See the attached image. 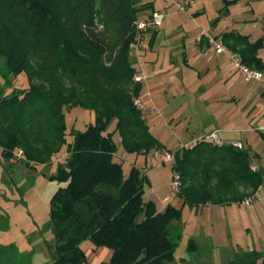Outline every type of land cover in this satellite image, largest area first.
<instances>
[{
  "label": "trees",
  "instance_id": "1",
  "mask_svg": "<svg viewBox=\"0 0 264 264\" xmlns=\"http://www.w3.org/2000/svg\"><path fill=\"white\" fill-rule=\"evenodd\" d=\"M223 2L224 9L233 3ZM146 13L143 22L153 17L151 1L0 0V78L11 89L6 94L0 88V163L19 157L43 165L64 149L67 154L52 177L58 183L49 212L53 264H90L81 248L85 241L111 251L100 264L174 260L173 224L182 208L167 205L158 212L144 200L147 177L134 166L125 177L114 160L115 133L127 153L166 151L134 105L142 86L134 81L131 47L144 33L151 45L158 30L138 29ZM220 37L242 64L264 73L260 40L235 32ZM17 79L23 88H12ZM74 108L93 113L94 120L68 132L65 114ZM169 152L182 207L237 204L263 184L262 174L250 169L258 156L244 147L203 139ZM258 260L264 264V255L248 253L230 264Z\"/></svg>",
  "mask_w": 264,
  "mask_h": 264
},
{
  "label": "crops",
  "instance_id": "2",
  "mask_svg": "<svg viewBox=\"0 0 264 264\" xmlns=\"http://www.w3.org/2000/svg\"><path fill=\"white\" fill-rule=\"evenodd\" d=\"M170 5L166 3L159 11L153 3V13H164L165 20ZM190 14L194 19V14ZM164 20L151 45L148 39L142 49L130 52L136 75L141 78L138 100L149 132L165 150H169L170 142L176 141L178 149L191 147L217 132L222 142H240L256 154L258 162L252 165L263 176L260 200L247 208L237 204L206 205L188 207L184 213L187 206L182 207L178 198H169L167 194L159 200H148L155 203L158 212H163L167 205L182 208L180 221L173 224L177 246L169 264H230L248 253L264 255V134L256 131L264 126V79L242 82L226 55L216 53L209 45L208 38L221 42L220 36L226 32L218 36L207 30L200 35L169 33L162 29ZM244 31L242 27L234 32L247 36L251 42L258 41ZM259 40L262 47L258 57L264 62V34ZM89 114L92 123L94 116ZM142 155L152 158L151 152ZM114 160L122 165L117 154ZM139 170L146 176L145 169ZM90 249L98 256L95 264L108 261L112 254L106 248L95 249L92 244ZM179 249L182 253L177 255ZM42 254L43 264H53L47 250ZM0 264L7 261L3 259Z\"/></svg>",
  "mask_w": 264,
  "mask_h": 264
},
{
  "label": "rangeland",
  "instance_id": "3",
  "mask_svg": "<svg viewBox=\"0 0 264 264\" xmlns=\"http://www.w3.org/2000/svg\"><path fill=\"white\" fill-rule=\"evenodd\" d=\"M144 1L150 2V0ZM152 1L155 9L159 11L163 10L166 3H171V0ZM229 1H233V3L224 9L223 0H193L192 6L186 12L176 11L170 5L172 6L168 8L170 13L168 12L169 15L164 20L162 29L169 33H173V31L189 32L190 35H200L204 30H207V32L218 36L217 34L238 31L244 27L245 34H251L254 40H259V37L264 34L262 29L264 0ZM190 13L194 14V19L191 18ZM146 16L148 13L141 16L140 21L143 22ZM144 34L137 38V46L131 48L133 51L142 49L143 45L148 42L150 34ZM239 79L243 82L241 77ZM21 80L17 79L12 82V88H23L24 84ZM0 88L6 94L11 90L5 86L1 78ZM89 115V112L80 110V108L68 111L65 114L68 132L71 128L79 131L84 130L85 126L89 124ZM193 128L194 126L191 129ZM112 129L111 126L110 130ZM113 140L117 144V159L122 163L125 177L132 166L146 170L145 174L149 185H145L144 188L145 201L159 200L164 194H167L169 198L170 196L175 197L171 191L173 174L171 162L161 164L152 155L151 159H145L142 154L125 152L120 144L118 133L113 135ZM201 140L203 139L198 141ZM175 142H170L167 146L172 152L178 149V144L175 145ZM66 157L64 149L50 163L43 165L30 166L21 161L19 157L12 161L1 160L0 263L3 259L7 261V264L44 263L45 258L42 252L47 250L50 253L54 246L49 226V212L50 198L57 190L58 183L52 180V177L55 176L58 165L64 163ZM187 210L188 207H185L184 213ZM42 237L46 240L45 242L43 239L40 240ZM19 246L23 249L21 250ZM90 247L91 243L88 241L81 244L89 262L95 264L98 256L92 252ZM181 253L182 249H179L177 255Z\"/></svg>",
  "mask_w": 264,
  "mask_h": 264
},
{
  "label": "built area",
  "instance_id": "4",
  "mask_svg": "<svg viewBox=\"0 0 264 264\" xmlns=\"http://www.w3.org/2000/svg\"><path fill=\"white\" fill-rule=\"evenodd\" d=\"M192 4H193V0H171V5L174 7L176 11H179V12H186L192 6ZM164 18H165L164 13H155L153 14L151 21L140 22L137 24V27L140 30H144L147 27L158 29L160 25L162 24ZM262 28L264 29V22L262 23ZM208 43L214 49L216 53L226 55V57L230 60L235 70L237 71V73H239L240 77L242 78L244 82L262 81L264 79V73H262L261 71H257L255 69L249 68L248 66L242 64L239 56L236 53H233L229 49H227L221 42H217L213 38H208ZM136 46H137V43L133 45L131 48H135ZM134 81L141 82V78L136 75L134 77ZM134 105L137 109L142 110V105L138 99L135 100ZM256 131L264 134V126L258 127ZM204 140L211 142L213 144H216V145H221L223 143H226L237 149L243 148L240 142H232V141L222 142L217 132L210 133L208 136L204 138ZM151 155L154 159H156V161L160 162L161 164L170 163V162L172 164L174 163V155L173 153L169 151L153 150L151 151ZM250 169L253 172L257 170L254 165H251ZM180 187H181L180 176L178 173L174 172L172 174V185H171V191H172L173 196H176L179 194ZM259 189L260 187L251 196L237 203V205L247 208V207H250V205L254 201H259L260 200Z\"/></svg>",
  "mask_w": 264,
  "mask_h": 264
}]
</instances>
